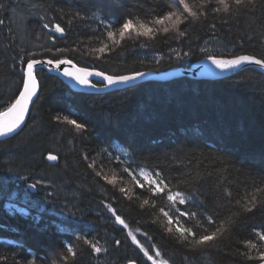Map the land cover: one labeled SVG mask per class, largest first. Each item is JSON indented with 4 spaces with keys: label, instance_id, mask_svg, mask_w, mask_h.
Listing matches in <instances>:
<instances>
[{
    "label": "trees",
    "instance_id": "1",
    "mask_svg": "<svg viewBox=\"0 0 264 264\" xmlns=\"http://www.w3.org/2000/svg\"><path fill=\"white\" fill-rule=\"evenodd\" d=\"M170 2L5 0L7 10L0 15H11L12 23L0 26V112L21 90L20 60L31 52L53 58L45 52L46 47L78 48L57 55L124 74L190 68L207 59L203 48L217 56L246 54L264 59V7L260 0L240 13L233 7L234 15L223 11L209 14L207 19L192 23L185 37L161 32L154 40L133 37L103 54L92 51L101 44L97 30L102 31V26L91 18L98 7L113 20L132 13L147 23L167 11ZM76 11L88 18L73 20L66 27V36L56 34L58 38L51 44L37 17H55L65 26L67 14ZM172 49L191 55L177 59ZM38 79L40 95L25 128L0 142V264H58L68 246L75 247L77 258L67 264H151L127 235L129 230L150 255L158 249L159 259L169 264H259L241 253L250 251L245 241L259 243L255 233L264 231V213L247 214L234 206L232 210L239 216L233 217L231 234L225 233L217 247L194 250L167 232V220L158 211L163 202L130 183L122 169L137 165L155 168L174 178L173 183L179 179L182 188L191 181L200 187L199 198L208 211L220 218H227V208L214 197L221 196L224 189L232 192L234 204L253 197L264 203V191L257 190L264 189L262 73L248 69L218 81L184 77L101 94L76 93L49 72L40 73ZM57 115L84 123L87 131L77 133L71 126L57 123ZM49 154L57 156L56 165L47 162ZM93 160L103 175L117 178L115 187L87 167ZM31 184H37L35 192L30 191ZM120 187L127 188V194L121 193ZM145 198L155 202V207L143 205ZM107 203L128 229L115 222L103 206ZM236 221H240L238 230ZM77 236L106 251L95 254ZM260 250L264 251V246ZM251 252L255 254V250Z\"/></svg>",
    "mask_w": 264,
    "mask_h": 264
},
{
    "label": "snow or ice",
    "instance_id": "2",
    "mask_svg": "<svg viewBox=\"0 0 264 264\" xmlns=\"http://www.w3.org/2000/svg\"><path fill=\"white\" fill-rule=\"evenodd\" d=\"M257 0H201L200 3H190L189 0H171L167 11L156 14L150 20V22H144L136 18L132 13H125L119 19L113 20L103 15V7H98L96 11L92 13V19L98 22L99 26H102V31L97 30V37L100 39L101 44L99 47L92 49L95 53L103 54L106 51H111L112 46H119L125 39H131L133 37H146L149 39H155L161 32L166 36L169 33H174L179 37H185L187 35L188 28L192 23L198 22L201 18L207 19L209 14L229 13L234 7L236 13H240L242 9H248L251 6H255ZM261 7H264V0H260ZM212 5V7H209ZM215 5H221L216 7ZM6 5L5 0H0V13L5 12ZM63 12V10H61ZM99 13V14H97ZM69 19L65 26H61V23L56 21L55 17L49 18L46 15H39L37 18L41 21L43 30H47V37L51 44H55L56 39L66 36V27L71 25L73 20H85L88 17L81 15L79 11L68 13ZM6 22L12 23V16L7 17L0 15V26H5ZM182 26H184L182 28ZM215 24L211 27L214 29ZM9 31L11 29L9 28ZM39 35L37 39H39ZM79 49L72 48H53L46 47L45 52L51 53L53 58H44V54L39 55L36 52L27 54L26 59H21L20 68L21 84L17 97L14 102L10 103L6 109L0 112V137H8L16 133L17 129L21 128V125L25 123V118L29 113V106L34 103V98H38V92L40 90V80L38 75L45 72H56L63 77L68 78L75 82L77 85L85 88L92 89L96 92L104 91L109 88L120 89L122 85H134V82L140 80L149 73L141 70H131L128 74L124 73H110L106 72L102 68H97L96 65L84 66L78 61H74L67 56L57 55L58 53H65L69 51H78ZM23 52V50H21ZM201 51L207 53V59L211 62L215 68L221 72H227L234 69L242 68L244 65H255L264 69V59L257 58L254 55L235 54L228 57L217 56L209 52L207 48L201 49ZM172 52L176 55L177 59L188 58L191 54L184 52L180 54L179 50L172 49ZM99 58V57H97ZM57 123H62L71 126L77 133L87 131L84 123L77 122L76 119L70 118L68 115L54 117ZM49 161H56L57 156L49 154L47 156ZM85 161L88 160L87 156H84ZM126 163V162H125ZM88 168L92 169L96 176L100 177L107 184L115 187L117 185V178L112 176L103 175L102 169L97 170V164L95 160L88 163ZM122 171L129 178V182L139 189H143L144 193H147L149 197H155L157 200L162 201V206L158 211L166 218L167 232L174 234L180 243L189 244L192 249L198 248H212L217 247L218 242L224 237L225 233H229L230 229L234 227V216H239V212H233L234 206H239V209L243 213L253 214L257 211L264 213V203H257L256 198L253 197L251 201L240 200L232 201V192L224 189L222 195L214 197L217 199L221 206L227 208V218H220L209 212L206 205L199 198L200 187H197L191 181L185 183L182 188L181 182L174 178L157 171L155 168H145L137 165L135 168L128 166L124 167ZM39 183V182H38ZM31 188H36L37 184H31ZM259 191L264 189L258 188ZM121 193L127 194V188L120 187ZM144 193H141L143 195ZM155 207V202L150 201L149 198L143 200V205H149ZM191 207H188V205ZM114 217L115 222L124 229H128L129 225L117 214V210L112 207L111 203L103 205ZM185 206V207H180ZM196 208V211L192 209ZM224 219L221 223L220 220ZM190 224L191 226H185ZM240 221L235 222L236 230H238ZM206 225V226H204ZM174 226V227H173ZM201 228L203 229L201 231ZM195 229V230H194ZM134 243H136L143 252L144 256L151 264H169L166 259H159L161 252L157 249L153 255L149 254V250L140 245V242L136 239L135 234L129 230L127 233ZM146 235V233H145ZM256 239L259 243H255L252 240L244 242L245 248L250 251L241 253L246 260L258 261L259 264H264V251L260 248L264 246V231L255 233ZM77 240L83 241L88 247L97 255L106 251L98 243L92 240L86 239L84 236H77ZM117 245L120 241H115ZM251 250H255L253 255ZM77 258V252L74 246H68L64 255L58 258V264H67L68 260H75ZM31 264H36V261H32ZM57 264V262H53ZM128 264H133L129 261Z\"/></svg>",
    "mask_w": 264,
    "mask_h": 264
},
{
    "label": "water",
    "instance_id": "3",
    "mask_svg": "<svg viewBox=\"0 0 264 264\" xmlns=\"http://www.w3.org/2000/svg\"><path fill=\"white\" fill-rule=\"evenodd\" d=\"M248 69L257 70L258 72H260L264 75V69L260 68L259 66H255V65H244L242 68H239V69H234V70H230L227 72H221L219 69L215 68V66L212 65L208 59H204V60H201V61L195 63L190 68H183V67L172 68V69H169V70H167L165 72H161V73L146 72V73H149V75H147L146 77H144L140 80L135 81L134 85H122V86H120L119 90H117L115 88H109L107 90L100 91V92H96L92 89H85V88L77 85L75 82L68 80V78L57 74L56 72H49V73L54 75V76H57L69 88H71L72 91H74L76 93L101 94V93L123 91V90L129 89V88H132V87L144 84V83H148V82L167 83V82L175 81V80H178V79H181L184 77L185 78H191V79H197V80L218 81V80L230 78V77H232V76H234V75H236L242 71L248 70ZM40 91H41V88L38 92V98L40 95ZM38 98H34V103L36 102V100ZM34 103L29 106V113L25 118V123L23 125H21V128L17 129L16 133H14L8 137H0V142L9 140V139L17 136L18 134H20L22 132V130L25 128V126L27 124V120H28L29 114L31 112V109H32ZM47 162H49L52 165H56L58 163V158L56 161H49L47 159ZM29 189L31 192H35V188H31L29 186ZM133 264H136V263L133 262Z\"/></svg>",
    "mask_w": 264,
    "mask_h": 264
}]
</instances>
